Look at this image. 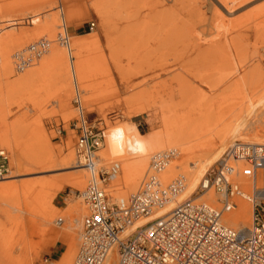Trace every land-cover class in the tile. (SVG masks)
I'll list each match as a JSON object with an SVG mask.
<instances>
[{
  "label": "rangeland",
  "instance_id": "374dc122",
  "mask_svg": "<svg viewBox=\"0 0 264 264\" xmlns=\"http://www.w3.org/2000/svg\"><path fill=\"white\" fill-rule=\"evenodd\" d=\"M195 2L77 0V18L74 26L67 31L69 36H83L87 34L85 31L92 34L81 53L90 90L88 94L80 92V97L83 114L89 124L104 132L103 144L97 154L105 148L107 133L111 134L118 126L124 127L126 137L133 138L134 128L128 125H136L135 129L138 128L143 141L150 136H173L170 132H174L183 141L189 142L187 145H193V153L187 155L173 146L161 150L171 149L177 152V156L170 162L179 164L178 171H175L169 181L179 174H185L184 169L191 161L190 157H201L217 148L218 135L264 97V0H237L238 3L231 5V9L229 7L232 15L224 19L217 17V13L214 14V0ZM46 3V0H0V37L31 35L30 40L12 49L11 55L40 39L48 43L47 51L51 46H62V41L58 39L62 35L60 28L52 35H44L42 32L44 19L51 17L47 13ZM56 10L58 13V4ZM242 15L244 19L241 21ZM127 16H131L129 22L126 21ZM237 17H240V22L236 21ZM90 23L94 24L92 30L89 29ZM129 28L128 35L132 38L129 48L135 59L131 60L130 66L135 67L137 72L135 74L131 69V73L125 75L127 60L124 38ZM39 33L40 37H36ZM35 64L29 68L35 67ZM139 69L142 73H138ZM14 70V77L22 73ZM253 73L255 74L251 76ZM247 74L248 86H231L236 79ZM206 81L208 84L204 83ZM68 94L69 98L59 104L58 86L49 71H44L37 81L26 88L13 85L0 72V134L7 132L14 140V146L16 145L13 157L7 148L1 145L0 148L5 149L8 154L9 173L6 177L18 174L11 182L15 185V190L13 188L11 193H4L0 189V264H3L2 261L4 264L10 261L12 264H60L61 256L70 243L66 227L70 223V217L64 210L79 203L82 211L77 215L78 223L74 227V261L82 219L87 213L78 192L84 189L88 179L81 190L67 186L64 179L75 169L77 159L73 124L78 113L73 102L74 89L71 88ZM90 95L94 100L85 105L83 99ZM259 118V122L252 126L254 133L255 130L264 128V113ZM42 136L55 152L68 140L71 142L74 159L69 167L56 165L49 168L47 164H31L30 161L36 160L48 150L43 143L40 145ZM66 153L64 151L63 155ZM153 153L155 152L147 158L148 171L149 159ZM123 157L125 160L116 161ZM132 157L127 151L122 155H114L110 149L109 160L100 166L105 167L112 162L118 164L117 175L106 187L111 199L122 197L123 192L126 194L125 198L134 193L122 188L121 167L133 163L136 159ZM12 158L16 163L14 168L10 165ZM225 159L224 153L220 161ZM231 162L232 159L229 164ZM243 163L252 167L247 161ZM218 164L219 162L213 164L207 173ZM28 172L29 175H26ZM143 177L134 191L139 188ZM234 182L241 188L239 182ZM46 186L54 188L41 189ZM199 195L201 194L195 191L191 199ZM49 202L58 209L54 212V219L61 221L57 225L56 222L51 225L54 231L59 232L56 239L47 232L41 217ZM258 203H261L260 206L254 207ZM214 204L215 207H220L218 203ZM254 205L251 222L255 219L264 222L260 209L264 207V199H258ZM8 253L9 256L6 257Z\"/></svg>",
  "mask_w": 264,
  "mask_h": 264
},
{
  "label": "built area",
  "instance_id": "2783aa9c",
  "mask_svg": "<svg viewBox=\"0 0 264 264\" xmlns=\"http://www.w3.org/2000/svg\"><path fill=\"white\" fill-rule=\"evenodd\" d=\"M89 26L92 30L94 24ZM59 39L64 41L62 37ZM47 48L48 43L40 39L14 52L15 71H24L31 60L40 58ZM73 102L79 108V101L74 99ZM73 131L77 157L91 175L88 185L78 192L87 213L82 219L73 264H103L115 246L118 254L115 264H264V222L255 219L245 232L222 222L223 212L233 207V199L240 195L237 184L224 177L226 161L232 158L260 165L264 163V144L236 142L226 151L223 165L218 164L201 179L196 191L202 194L212 190L221 195L217 200L220 207L186 199L167 214L122 237L135 222L150 216L183 190L185 178L181 174L165 185L158 176L177 152L165 150L152 154L150 173L145 175L138 191L126 200L111 199L106 187L117 175L118 165L112 162L97 168L94 164L102 146L103 132L94 129L82 113L78 114ZM8 173V154L0 148V179ZM260 209L264 215V207Z\"/></svg>",
  "mask_w": 264,
  "mask_h": 264
},
{
  "label": "bare ground",
  "instance_id": "6f19581e",
  "mask_svg": "<svg viewBox=\"0 0 264 264\" xmlns=\"http://www.w3.org/2000/svg\"><path fill=\"white\" fill-rule=\"evenodd\" d=\"M46 1H47V3H46L47 13H50L49 15L51 17H47L44 19L45 20L43 23L44 24V31H42V32H44V35H47V34L52 35V34H54L56 29L60 28V30L62 31V32H60V34L62 33V35L59 36L58 39L60 37H62L64 39V41H62V46L61 47L51 46L49 51H46L47 54L44 53L46 55L45 57L36 58V59L33 58L30 62V65L28 67H26L27 70L22 71V73L19 74V76L17 75V77H14L13 76V74H14L13 70L15 69V66H14L13 58H12L13 53L11 55V52L13 51L12 49L17 48L18 46H21L22 44L27 42V40H30L31 35L29 37L19 35L18 37L14 36L13 38L8 36V35L6 37H4V35H3L0 37V72L13 85H16L20 88H26V87H29L30 85H32L35 81H37L38 76L40 74H43L44 71H49L50 74H52V77L54 78V80L58 86L59 104H62L65 100H67L69 98L70 95L68 93L71 90V88H73L74 93H75L74 99H77V101H79V108H76L77 113L83 114L82 100L80 97V95H81L80 92H84V93L88 94V91L90 89H89V85L87 84V81H88L87 78L88 77H87V73H86V67L84 65L83 60L81 59V53L83 52V48L85 47V43L91 39L92 34L87 33V34H84L83 36H81V35L80 36H69L67 33L68 29H70L74 26L75 20L77 18L76 17L78 14L77 13L78 12L77 11L78 10L77 9L78 8L77 0H46ZM189 1L192 3L194 1V3H196L195 0H193V1L189 0ZM214 1L216 2V4H215L216 12H214L215 11L214 8H212V10H214L213 11L214 14L217 13V15H218L217 17H220L222 19H224V17L232 15V14H230L229 10L231 9V5H233L234 3L237 2V0H214ZM172 2H175V1H172ZM241 3H242V1H241ZM241 3H239V4L241 5ZM57 4H58V13L56 10ZM229 7H230V9H229ZM247 14L250 15L249 13H247ZM248 15H245V16L248 17ZM130 18H131V16H127L126 21L129 22ZM237 18H238L236 20L237 22L238 21L240 22V19H241V21L244 19L243 15L241 16V18L240 17H237ZM251 19H253V18H251ZM59 20H60L61 24H59ZM236 21H234L235 24H236ZM224 22L225 21L222 20V23H224ZM248 22H249V19H248ZM198 23H200V22H198ZM204 23H205V21H204ZM220 24H219V26L221 27ZM241 25H242V23H241ZM218 29H221V28L218 27ZM218 29H216V30H218ZM232 29H234V28H232ZM126 32H127V34H125L126 36L124 38V43H125L124 47L126 48L125 58L127 61L125 64L126 67H125V69L124 68L123 69H124L125 75H129L128 73H131L130 72L131 69L134 70V72L136 74V72H137L136 68L135 67L131 68V66H130L131 60H133V61L135 60L133 57V52L131 51V48H129V45H130L131 40H132L131 36L128 35V34H130V28ZM40 34L41 33L36 34V37H40ZM196 35H199V34H196ZM33 36H35V35H33ZM197 37H195V38H197ZM59 40L61 41V39H59ZM234 40H236V38ZM135 44H137V43H135ZM224 44H225V42H224ZM131 46H133V44ZM232 46H233V44H232ZM242 46H244V45H242ZM25 47L26 46H24L23 48H25ZM20 49H22V48H20ZM133 49H134V47H133ZM225 49H227V48H225ZM137 50H138V48H137ZM16 51H18V50H16ZM228 53H229V50H228ZM228 57L230 58V56H228ZM250 59H251V57H250ZM258 60H260V59H258ZM249 62H251V60H249ZM34 63H36L35 67L29 68V67L34 66ZM222 66H223V64H222ZM255 67L259 68L260 66L259 67L255 66ZM220 68H222V67H220ZM253 71H254V67H253L252 72ZM139 72L142 73V71H140V69H139L138 73ZM254 74L255 73H253L252 75L250 74V75L253 76ZM248 75L249 74L242 75L239 78L236 76L238 79H236L235 82L233 81L234 84H232L231 86H238L239 88L248 86V80H249ZM252 79H253V77H252ZM208 81H206L204 83L208 84ZM134 85H137V84H134ZM79 86H80V88H79ZM225 89H227V88H225ZM93 100H94V97L92 95H90V96H86L83 99V102L86 105L87 103H91V101H93ZM248 107H250V106H248ZM246 109H245V111H247ZM263 113H264V97H262L255 105H251L250 109L248 108V111L246 113L239 116L237 121L233 125H231V126L229 125V127H226L224 129V131H222L221 134L218 135L219 145L217 146V148L208 151L207 153H205L201 157H195V158L190 157L191 161L187 165L188 168L185 167V169H184L185 174L182 175L185 178L184 188L177 196L172 197L163 207L155 210L150 216L143 218V219H140L139 221L135 222L132 226H130L123 233L122 237L128 236L137 227H140V226L144 225L145 223H147L151 220H154L158 217H161V216L167 214L169 211H171L174 207H176L182 201H184L186 199L192 200L191 196L195 193L197 186H198L199 182L201 181V179L204 176H206L208 169L213 164H215L217 162H219V164L223 165L224 160L220 161V158L222 157V155L224 153H226V151L230 147L234 146V144L237 141H241L240 144H243V145L244 144L245 145H263L264 144V128H261L260 130H257V131L255 130V133L252 130V126H254L255 123L259 122L258 119H260L259 117H261V115H263ZM83 116H84V114H83ZM84 118H85V116H84ZM133 132H134L133 138H137V130L135 128L133 129ZM170 133H172L173 136H167L165 138H160V137L156 138L154 136L148 137L144 141L145 151L142 154L133 155L132 158H135L136 160L131 164H124L121 167L122 180H123V187L122 188L127 189L130 192H134V193H136L138 191L139 188L137 189V191H134V190L136 189L139 180L143 176L145 177L146 174L150 173V170L148 171L146 169V165H147V158H148L149 154H151L152 152H155V153L161 152V150L163 148H165L167 146H173V147L179 148L181 151L185 152V154H187V155H191L193 153V145H187V144H189V142L183 141V139H181L179 136H177L174 132H170ZM74 134H75V132H74ZM109 135H110V133H107V137ZM75 137H76V135H75ZM130 138H132V137H130ZM103 140H104V134H103ZM13 142H14V140L9 137V134H7V132H3L0 134V145L7 148L8 151L10 152L11 156L13 155V152H14L13 149H15V146H16V145L14 146ZM41 143H43L44 146L46 145L45 147H47L48 150H46L36 160L30 161V162H32L31 164H33V163H35V164H47V165H49V168L55 167L56 165H63L64 167H69V164L74 159V153H73V150L71 149V142L69 140L63 146H60V148L58 149L57 152H55L53 149H51L49 143L47 142V140L43 136L41 137L40 145H41ZM102 144H103V142H102ZM109 148H110L109 143L107 141L105 143V148H103V150L97 154V161H95V163H94L97 168L100 167L101 165H105V163L109 160L108 159L110 156V149ZM74 149H75V153H76V148H74ZM169 150H171V149H169ZM64 151H67V153L65 155H63ZM163 151H165V150H163ZM75 155L77 158L75 169L73 171H71L70 172L71 174L66 176L64 179H65V183L67 184V186L81 190L85 186V182L87 181V179H88V182L90 181L91 175L89 174V171L87 170V168L84 167L82 162H80L81 160L78 159L77 154H75ZM231 159L232 158H230L228 161H226V164L224 166L227 168V170H226L227 174H225L224 177H226L229 181L234 180V181L239 182L241 184V188H239L240 195H238L237 197H235L233 199V202L235 201L234 206L228 208L227 210H225L223 212L222 222L227 227L245 232L247 229H250L252 226L251 215L253 214L254 202L257 201L258 199H264V163H262L260 165H252V167H251V166H248L245 163H243V161H245V160L239 161L236 159H234V160L232 159L233 162H231L229 164V161ZM123 160H125L124 157L116 159V161H123ZM170 161L166 165V167L160 171V173L158 175L162 183H167L174 176L175 171H178L179 164H176V163L170 162ZM10 163H11L10 164L11 167L14 168L16 166V163L14 162V158L11 159ZM8 165H9V163H8ZM26 175H29V172ZM17 177H18V174H12L9 177H4L3 179H0V189L3 190L4 193H11L13 188L15 187V185L11 182H12V180L14 181V179H16ZM6 183H8V184H6ZM87 185H88V183H87ZM139 187H140V185H139ZM53 188H54L53 186H46L45 188L41 187L42 190L43 189H46V190L51 189L52 190ZM14 190H15V188H14ZM134 193H132V194H134ZM122 194H123L122 197H115V199L126 200L127 198H125L126 197L125 192H123ZM115 195H117V194L115 193ZM120 196H121V194H120ZM220 196L216 195L212 190H209L208 192L202 193L197 198L193 199V201L195 203H205L208 205L209 204L213 205L214 203H218L217 200L220 198ZM46 205H47V208H46L45 213L43 215L41 214V217H42L43 222H44V223L43 222L42 223H43V226L46 227L47 232L48 233L50 232L54 236V238L56 239L59 235V232L54 231L53 228L51 227V225L54 224L55 222H56V225L59 224L58 221H56L54 219V217H55L54 212L58 211V209L52 205V202H49ZM213 206H215V204ZM64 211L70 217V223L67 224L68 226L66 225L67 231H68L67 235H68V239H69L70 243L68 244V248L66 250L64 249L65 251L61 256L60 264H72L74 262L73 261V252H74L75 243H76L74 240L75 239L74 231H76L75 230L76 228H74V227H77V223H78L77 215L82 211V206L79 203H76L73 206H69V207L65 208ZM39 221L37 223H40ZM31 226H32V223H31ZM38 229H41V228L39 227ZM36 231H37V228H36ZM50 237H52V236H50ZM78 246H79V244H78ZM4 254H6V253H4ZM117 255H118L117 254V247L116 246L112 247V249L109 251L106 259L104 260L103 264H115L117 261ZM7 256H9V253L6 255V257ZM10 256H11V254H10ZM2 262L4 264V261H2ZM10 262L9 263L6 262V264L7 263L12 264Z\"/></svg>",
  "mask_w": 264,
  "mask_h": 264
},
{
  "label": "clouds",
  "instance_id": "9594fccd",
  "mask_svg": "<svg viewBox=\"0 0 264 264\" xmlns=\"http://www.w3.org/2000/svg\"><path fill=\"white\" fill-rule=\"evenodd\" d=\"M128 127L136 128L137 126L130 124ZM106 139L114 155H122L125 151L132 155H139L145 151L143 137L140 136L138 128L137 138L126 137L124 127L118 126L111 131V134Z\"/></svg>",
  "mask_w": 264,
  "mask_h": 264
},
{
  "label": "crops",
  "instance_id": "0c3cea01",
  "mask_svg": "<svg viewBox=\"0 0 264 264\" xmlns=\"http://www.w3.org/2000/svg\"><path fill=\"white\" fill-rule=\"evenodd\" d=\"M53 254L55 255V254H56V252H53Z\"/></svg>",
  "mask_w": 264,
  "mask_h": 264
},
{
  "label": "trees",
  "instance_id": "16d2710c",
  "mask_svg": "<svg viewBox=\"0 0 264 264\" xmlns=\"http://www.w3.org/2000/svg\"><path fill=\"white\" fill-rule=\"evenodd\" d=\"M84 33H88L87 31H85Z\"/></svg>",
  "mask_w": 264,
  "mask_h": 264
}]
</instances>
